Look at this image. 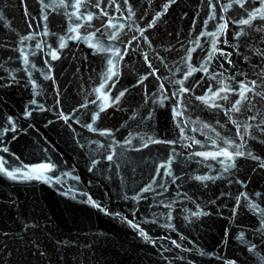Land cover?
<instances>
[{
	"label": "water",
	"instance_id": "water-1",
	"mask_svg": "<svg viewBox=\"0 0 264 264\" xmlns=\"http://www.w3.org/2000/svg\"><path fill=\"white\" fill-rule=\"evenodd\" d=\"M0 168V264H264V0H0Z\"/></svg>",
	"mask_w": 264,
	"mask_h": 264
},
{
	"label": "snow or ice",
	"instance_id": "snow-or-ice-1",
	"mask_svg": "<svg viewBox=\"0 0 264 264\" xmlns=\"http://www.w3.org/2000/svg\"><path fill=\"white\" fill-rule=\"evenodd\" d=\"M237 2L240 3V0H237ZM241 6H242V4H241ZM253 15H255V14H253ZM88 19L90 20L91 19V16H89ZM242 23H245V24L250 23V20H244V21H242ZM60 46L63 47V44H61ZM117 55H119V53H117ZM53 58H55V55L54 54H53ZM193 71H195V69H193ZM190 74H191V72H189V75ZM222 91H226V89H222ZM217 95H218V93H217ZM240 96H241V98H243L244 97V92H241L240 93ZM224 98L226 99V97H224ZM105 99H107V97H105ZM237 103H239V101H237ZM220 154L221 155H224V156H227L229 159L231 158V153H229L227 151H225L223 153H220ZM50 168H51V165H42V166H40L37 169H33L32 171L33 172H42V171L50 170ZM0 170H3V169L0 168ZM7 174L9 176H11L13 179H16V175L14 173L9 172ZM36 178H41V177L37 176Z\"/></svg>",
	"mask_w": 264,
	"mask_h": 264
}]
</instances>
